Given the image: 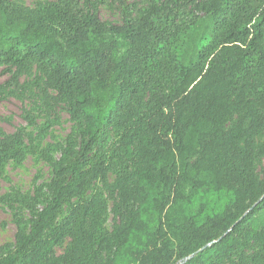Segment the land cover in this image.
Segmentation results:
<instances>
[{
    "label": "trees",
    "instance_id": "trees-1",
    "mask_svg": "<svg viewBox=\"0 0 264 264\" xmlns=\"http://www.w3.org/2000/svg\"><path fill=\"white\" fill-rule=\"evenodd\" d=\"M144 2L122 1V23L109 24L93 0H0V67L14 70L0 97L36 66L47 104L64 103L77 125L48 183L0 196L30 214H14L0 264L263 258L264 0ZM27 139L25 127L0 135V176L32 151ZM55 150L41 157L52 161ZM115 159L127 170L111 182Z\"/></svg>",
    "mask_w": 264,
    "mask_h": 264
},
{
    "label": "rangeland",
    "instance_id": "rangeland-1",
    "mask_svg": "<svg viewBox=\"0 0 264 264\" xmlns=\"http://www.w3.org/2000/svg\"><path fill=\"white\" fill-rule=\"evenodd\" d=\"M16 4L34 7L37 3L54 0H13ZM99 7L102 20L109 24L122 23L121 2L136 3L143 6L145 0H93ZM14 75L13 69L0 67V84L10 81ZM43 75L36 68L30 67L24 71L19 78L18 88L11 86L6 94L0 97V135L14 133L18 128L25 127L33 134V140H26V144L32 148L24 159L20 161H10L2 170L0 176V196L6 194L25 195L34 193L36 187L46 184L52 177L53 163L61 153V148L65 145L68 135L77 127L71 119L67 106L62 103L58 106L50 107L47 104L43 92ZM29 113V116H28ZM117 135L111 132V138L107 149L111 152L117 148ZM264 140V136L259 138ZM48 146H54L57 150L51 153L52 161L41 157V151ZM113 170L109 173L111 182L115 180L116 170L125 171L127 165L117 159L113 162ZM264 169V159L257 163V172L262 176ZM96 187L101 188V184ZM48 195V194H47ZM46 195V196H47ZM107 199V212L105 215L104 227L107 232H111L117 219L112 212L113 201L108 191L104 190ZM20 212L26 218H30L27 209L19 204H8L0 201V246L6 243H14L17 227L14 223V214ZM67 239L63 244L55 248L56 254H61L69 245ZM254 247L251 252H258ZM221 264H231L224 262ZM248 264H264L263 258L258 262Z\"/></svg>",
    "mask_w": 264,
    "mask_h": 264
}]
</instances>
